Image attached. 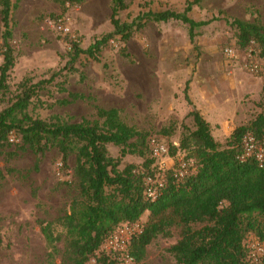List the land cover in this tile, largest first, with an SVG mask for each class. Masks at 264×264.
<instances>
[{
    "label": "rangeland",
    "instance_id": "rangeland-1",
    "mask_svg": "<svg viewBox=\"0 0 264 264\" xmlns=\"http://www.w3.org/2000/svg\"><path fill=\"white\" fill-rule=\"evenodd\" d=\"M124 2L127 8L118 18L129 22L148 10L180 12L185 0ZM110 9L111 0H86L78 5L62 0H17L11 13L9 41L14 62L6 80L8 90L0 92V110L14 101L22 80L35 83L63 68L70 40L86 48L110 32ZM190 17L196 22L217 19L197 28L192 42L187 26L179 22L148 23L127 42H111L100 53L99 61L81 56L74 72H62L32 99L27 113L45 121L58 117L77 123L95 120V106L114 108L123 123L145 134L146 139L155 135L166 142H179L184 133L195 128L187 116L194 107L208 122L214 141L224 146L235 128L264 111L263 62L262 71L255 74L243 67L248 46L238 47L236 31L229 25L241 20L264 27V0H202L193 6ZM59 22L68 33L57 28ZM3 30L0 18V47ZM226 47L234 48L237 57L225 56ZM121 48L127 57L121 55ZM253 50V57L258 58L256 43ZM2 62L0 54V66ZM60 87L66 92H60ZM68 94L80 95L81 99L69 105L55 104L68 100ZM20 146L15 140L0 148V264H44L47 248L37 220L51 222L68 211L77 193L74 157L63 168L60 154L53 149L40 157L35 170L38 156ZM107 150L111 157L120 159L119 170L127 164L143 170L149 158L148 151L143 157H120L119 147L109 145ZM139 221L145 225L147 218ZM179 234L180 229L173 227L169 236L154 239L146 247L142 264H176L168 249L179 240ZM58 247L62 252L63 241Z\"/></svg>",
    "mask_w": 264,
    "mask_h": 264
},
{
    "label": "trees",
    "instance_id": "trees-1",
    "mask_svg": "<svg viewBox=\"0 0 264 264\" xmlns=\"http://www.w3.org/2000/svg\"><path fill=\"white\" fill-rule=\"evenodd\" d=\"M11 1L0 0L4 29L0 47L3 56L0 92L3 93L8 90L6 80L14 62L9 41L12 38L11 13L17 0L16 4ZM62 1L78 5L86 0ZM201 1L185 0L180 12H139L129 22H122L118 15L127 8L126 4L124 0H111L110 32L86 48H81L77 40H70L65 66L48 79L35 83L22 80L14 101L0 110V148L10 136L19 140L23 151L29 150L38 156L35 170L40 157L53 149L60 154L63 168H67L70 157H74L77 193L68 211L51 222L37 220L47 248L44 264H87L110 234L143 216L147 218L143 231L128 247L132 264H142L146 247L158 236H169L173 227L180 229V237L168 252L176 264H245L247 239L252 237L264 244V166L260 168L253 159H239L241 140L246 133L250 132L256 139L264 136V111L246 125L235 128L222 146L211 136L208 122L192 107L187 116L192 118L195 128L183 134L178 148L184 152L185 160L193 161L195 169L182 179H175L172 171H168L166 186L153 202L144 196V179L153 175L152 160L145 159L143 170L133 164L119 170L120 159L108 154L109 145L120 148V157L126 154L143 157L148 151L146 135L123 123L117 109L95 106V120L82 119L77 123L63 122L58 117L45 121L27 113L32 99L61 77L62 72L66 71V75L74 72V65L81 56L99 61L100 53L111 42H127L148 23L179 22L187 26L192 42L197 28L217 19L196 22L190 17L193 6ZM229 25L236 31V44L240 49H245L250 41L257 44L264 74V27L241 20H233ZM120 51L122 56H128L124 48ZM59 91L66 92L62 87ZM262 92L264 98V85ZM68 96V100H57L55 104L69 105L81 99L77 94ZM185 100L191 105L187 95ZM176 150L172 147L171 155ZM195 224L205 225L194 229ZM62 241L61 252L58 244ZM97 261L98 264H121L105 255ZM258 264H264V257Z\"/></svg>",
    "mask_w": 264,
    "mask_h": 264
},
{
    "label": "built area",
    "instance_id": "built-area-1",
    "mask_svg": "<svg viewBox=\"0 0 264 264\" xmlns=\"http://www.w3.org/2000/svg\"><path fill=\"white\" fill-rule=\"evenodd\" d=\"M57 28L64 33H68V29L63 27L61 22L57 24ZM250 41L246 48V56L243 67L252 74L262 71V60L258 57H253V45ZM224 54L228 58H236V50L226 47ZM10 142L15 139L10 136ZM147 147L149 158L152 160L151 170L153 175H148L144 179L145 199L153 202L162 193L166 186V173L172 171L175 179H182L194 171L193 161L184 159V152L178 148V142H166L158 136H149L147 139ZM176 148L174 155H171V148ZM241 154L240 161L253 159L257 165L262 168L264 166V136L256 139L250 132L246 133L240 145ZM144 225L140 222L126 223L119 227L116 231L110 234L100 249L95 252L94 256L89 259L87 264H98L97 258L101 255L112 257L118 260L121 264H132L133 259L128 254V247L133 238L140 235ZM248 255L245 264H258L264 257V244L249 237L246 241Z\"/></svg>",
    "mask_w": 264,
    "mask_h": 264
}]
</instances>
